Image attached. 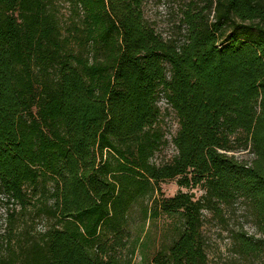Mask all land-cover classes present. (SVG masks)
I'll return each mask as SVG.
<instances>
[{"label": "trees", "instance_id": "16d2710c", "mask_svg": "<svg viewBox=\"0 0 264 264\" xmlns=\"http://www.w3.org/2000/svg\"><path fill=\"white\" fill-rule=\"evenodd\" d=\"M146 2L0 0V264H131L145 200L182 223L152 264H208L204 213L238 201L260 237L240 230L236 251L264 254V0H186L171 33ZM161 97L178 127L156 163ZM167 181L188 191L162 198Z\"/></svg>", "mask_w": 264, "mask_h": 264}, {"label": "rangeland", "instance_id": "374dc122", "mask_svg": "<svg viewBox=\"0 0 264 264\" xmlns=\"http://www.w3.org/2000/svg\"><path fill=\"white\" fill-rule=\"evenodd\" d=\"M186 0H147L144 8L146 19L156 23L158 31L171 33L173 25L181 20L180 9ZM62 14L68 17V7L62 8ZM163 126L166 135L175 132L177 121L174 114L170 113L164 120ZM167 139V138H166ZM176 153L171 143L166 144L156 153L153 161L159 163L170 159ZM236 158L241 161L250 162L254 155L251 151L242 150L235 153ZM162 198H171L179 191L187 192L180 188L176 181L161 183ZM199 198L204 192L199 189L189 191ZM150 201L138 202L131 210L129 216L128 230L130 231L129 249L125 255L131 259V264H152L154 256L161 251H166L178 237L181 222L178 218L160 216L158 218L144 217V207L150 206ZM14 206L0 205V240L6 229V220L9 209ZM18 209V208H17ZM203 234L205 238L208 264H261L264 254L260 257L243 258L236 251L234 244L235 234L240 230L247 232L249 236L259 238L252 213L248 204L238 201L235 205L224 208V218L217 217L211 212L204 213ZM46 220L35 221L36 231H42L47 225ZM1 256V251H0Z\"/></svg>", "mask_w": 264, "mask_h": 264}, {"label": "built area", "instance_id": "2783aa9c", "mask_svg": "<svg viewBox=\"0 0 264 264\" xmlns=\"http://www.w3.org/2000/svg\"><path fill=\"white\" fill-rule=\"evenodd\" d=\"M157 105H158V107L161 109V111H162L164 114H165V112H166V109L168 110V112L172 113V110H171V108L169 107V104H168V102H167V100H166L165 98L161 97V98L159 99ZM177 127H178V125H177ZM177 127H176V130H177ZM176 130H175V132H174L173 134H171V135H169V136L166 135V138H167V140H168L170 143H171V141H172L173 136L176 134Z\"/></svg>", "mask_w": 264, "mask_h": 264}]
</instances>
